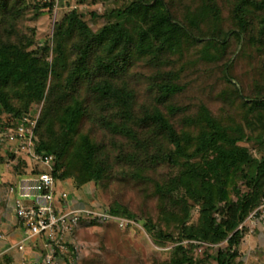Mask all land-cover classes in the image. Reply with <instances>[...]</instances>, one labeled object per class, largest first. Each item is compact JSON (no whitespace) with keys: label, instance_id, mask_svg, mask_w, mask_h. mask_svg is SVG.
Here are the masks:
<instances>
[{"label":"trees","instance_id":"1","mask_svg":"<svg viewBox=\"0 0 264 264\" xmlns=\"http://www.w3.org/2000/svg\"><path fill=\"white\" fill-rule=\"evenodd\" d=\"M74 1L72 9L62 2L52 37L40 45L37 29L22 25L42 9L53 14L59 0H0V130L43 104L37 151L55 158L56 181L96 189L108 186L114 168L85 121L123 137L132 151L117 161L158 200L144 230L158 247L170 246L164 264H241L247 220L264 204V0ZM99 5L103 14L83 8ZM102 19L97 31L90 26ZM141 63L153 71L151 108L137 106L127 78ZM203 65L213 79L221 73L210 87L216 95L222 81L221 107L200 104L189 130H178L173 117L185 108L171 103L184 90L179 79ZM11 158L0 153V165ZM26 167L21 161L14 170L24 175ZM3 187L8 201L10 184ZM103 212L141 221L119 202Z\"/></svg>","mask_w":264,"mask_h":264},{"label":"rangeland","instance_id":"2","mask_svg":"<svg viewBox=\"0 0 264 264\" xmlns=\"http://www.w3.org/2000/svg\"><path fill=\"white\" fill-rule=\"evenodd\" d=\"M41 1L45 2V0ZM62 2L64 4L63 8H66V2H71V9L77 7L74 0H59V5L54 9L53 14L49 13V9H42L43 15L40 18L34 19L35 17H32L33 22L22 25V27L26 26L24 29H28V27L37 29V39L40 45L52 37L54 22L58 12L62 9ZM83 8L89 11H98L100 14H103L105 11V6L103 5L96 7L85 6ZM104 22L102 19L96 24L90 23V26L97 31L103 26ZM50 60H52V57ZM240 72L242 71L236 69V74ZM151 75H153V71L141 63L127 77L137 89L138 107L148 106L151 108L155 105L153 100L157 92L149 93L148 79ZM217 76L221 78L220 71H218ZM216 77L214 76L213 79L209 73V69L203 65L198 71L194 72V70H190L186 75H183L182 79H179L178 83L183 86L184 90L176 94L172 98L171 103L174 107L185 108V111L173 117L178 130H189L190 127L185 122H189L190 117L195 115L200 104L206 103L214 113L220 109L221 103L216 100V95L224 88L222 81L216 83L218 94L216 92L214 93L216 95H212L210 91V87L214 84ZM42 107L43 104L39 106L34 105L32 110L41 114ZM232 110L230 109L229 112L232 113ZM2 116L1 118H6L5 114ZM85 124L88 125L85 127L90 129L99 140L98 142L104 146L105 152L109 156V163L113 166L114 171L112 173V180L106 188L99 187L96 189V186L93 184L86 185L88 187L85 189L88 192L95 191V197L93 198L92 196V200L98 203L94 208L88 204L84 186L76 187L74 185L75 189L84 197L88 208L103 212L105 207H109L113 202H119L137 214L141 221L133 224L129 229H122L114 222L94 226H90L89 224L81 225L75 237H71V241L75 243V247L78 250V256L75 258L76 264H164L168 258L170 246L165 249L158 247L144 230V222L147 217L152 213L156 214L158 211V200L151 195L146 196L144 192L150 191L152 186L149 183H146V185L135 183L127 176L128 168L121 166V162L117 161L118 156L132 151L131 146H129V143L123 137L116 136L114 138L100 127L92 126L93 124L89 121H85ZM0 153L4 155L5 151H0ZM4 166H6L5 163L0 165V178L4 174H8L7 172L5 173ZM167 170V165L158 167L157 175L155 176L161 178V175L167 173ZM8 171L9 173L13 172L12 169ZM2 180L3 178L0 179L1 184L3 183ZM4 182L7 183L0 184L2 192L4 191L3 185L9 184L8 181ZM2 192L0 194V222L1 217L11 205L10 202L5 200L4 193ZM17 196L19 197V192H17ZM56 200L57 207L62 208L63 204L59 189L56 191ZM26 204L28 205L29 202H26ZM258 212L261 213L260 217L256 215ZM246 225L248 226V232L240 247L241 257L237 261L241 264H264V204L250 214ZM24 231H26V228H24ZM29 245L38 246L37 248L42 251V255H45L50 250L49 246L51 243L47 237L40 236L26 243V246ZM201 253L202 250H199V254Z\"/></svg>","mask_w":264,"mask_h":264},{"label":"built area","instance_id":"3","mask_svg":"<svg viewBox=\"0 0 264 264\" xmlns=\"http://www.w3.org/2000/svg\"><path fill=\"white\" fill-rule=\"evenodd\" d=\"M39 119L40 112H34L20 120L17 127L5 125L0 130L1 151H5L4 155H12L6 166L16 174V181L10 185L7 197L13 204L18 221L26 228L25 241L45 236L51 243L50 250L37 264H60L58 252L64 255L68 253L67 244L82 223L114 222L122 229L134 223L85 206L71 210L57 207L58 181L53 175L55 158L37 151L40 141L36 133ZM21 161L27 163L24 175L14 170ZM67 199L68 193H62L61 201L65 202ZM26 202L29 204L27 205ZM72 244L75 245L73 242ZM20 249L23 250L24 247L20 246ZM74 254L78 256L76 247ZM71 264H76V260L74 259Z\"/></svg>","mask_w":264,"mask_h":264},{"label":"crops","instance_id":"4","mask_svg":"<svg viewBox=\"0 0 264 264\" xmlns=\"http://www.w3.org/2000/svg\"><path fill=\"white\" fill-rule=\"evenodd\" d=\"M4 168V170H6L5 173L7 172L8 174L3 175L2 181L3 183H7L4 181H8L11 185L16 181V174L14 172L9 173L8 170L10 169L7 166H4ZM57 187L60 190L61 194L64 192L68 193V199L65 202H62L63 209H78L83 206L88 208L86 200H84V197L80 194V192L75 189L74 184L71 180L60 181L58 182ZM87 187L88 186H84V190L86 193L85 195L90 207L94 208L97 206L98 203H95L92 200V196L93 198L95 197V191L88 192L85 189ZM8 202H10L11 205L9 206L8 210H6V213L3 214V216L1 217L0 222V259L4 256H9L13 258V264H21L25 262L27 264H37L42 260L44 255H42V251L37 248L38 246H26V243L29 241H25L26 234L24 228L22 224H20V222L18 221L15 215L13 204L9 198ZM78 230L74 232L73 237H75ZM71 240L72 239L70 238L69 243L67 244L68 253L66 255L58 252V261L60 264H70L76 258L73 254L75 251V245L72 244ZM20 246H23L24 249L21 250Z\"/></svg>","mask_w":264,"mask_h":264}]
</instances>
